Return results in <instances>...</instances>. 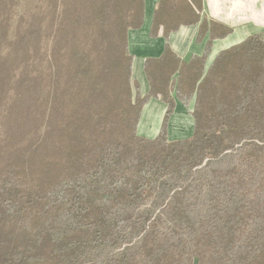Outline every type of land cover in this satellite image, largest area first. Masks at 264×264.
Returning <instances> with one entry per match:
<instances>
[{
  "label": "trees",
  "instance_id": "trees-1",
  "mask_svg": "<svg viewBox=\"0 0 264 264\" xmlns=\"http://www.w3.org/2000/svg\"><path fill=\"white\" fill-rule=\"evenodd\" d=\"M201 12L160 0L142 95L128 35L145 0H0V264H264V35L206 70L231 30ZM198 24L204 53L184 62L169 35ZM152 99L166 111L150 139ZM177 104L193 132L171 141Z\"/></svg>",
  "mask_w": 264,
  "mask_h": 264
},
{
  "label": "crops",
  "instance_id": "crops-1",
  "mask_svg": "<svg viewBox=\"0 0 264 264\" xmlns=\"http://www.w3.org/2000/svg\"><path fill=\"white\" fill-rule=\"evenodd\" d=\"M159 2L160 0H145L144 23L140 30L130 31L128 35L129 53L134 57L133 79L139 83L142 95L149 91V84L143 69L144 62L147 59H159L164 51L162 27L156 37L150 36L154 11ZM200 4L201 19L205 18L208 22H214L231 30L225 38L212 42V49L205 65L206 70L219 52L240 44L249 36L258 33L264 35V0H200ZM198 27L199 24L180 26L177 31L169 35L168 44L171 51L184 62H188L192 56H201L204 53L208 34L201 41H197ZM135 39L136 44L133 43ZM192 108V104L189 110L177 104L168 123V138L171 141L186 139L192 135L193 119L188 113ZM165 111L166 106L160 101L150 100L141 112L138 124V131L142 133L140 136L155 138L160 131ZM149 123L152 127L145 129L144 124ZM144 131L149 132L143 135ZM174 132H184V136L171 139L170 133Z\"/></svg>",
  "mask_w": 264,
  "mask_h": 264
},
{
  "label": "rangeland",
  "instance_id": "rangeland-1",
  "mask_svg": "<svg viewBox=\"0 0 264 264\" xmlns=\"http://www.w3.org/2000/svg\"><path fill=\"white\" fill-rule=\"evenodd\" d=\"M159 5V4H158ZM28 5L25 3V4H22L19 8H18V13L19 14H21L22 12H23V10L27 7ZM157 8H158V6H157ZM169 7L168 6H164V5H162L161 6V11H160V13H161V15L162 16H165V17H162L161 19H160V22H162L163 23V25L164 24H167V17H166V15H168V12H169ZM169 22V21H168ZM137 39V38H136ZM133 40L134 42L133 43H135L136 44V41L137 40ZM143 84V83H142ZM139 88H140V85H139ZM138 124H139V122H138ZM145 125V126H144ZM143 126L145 127V129H150V127H152V124L151 123H149V124H144ZM178 125V124H177ZM179 129V128H178ZM137 132H138V134H139V136H140V134H142L141 133V131H138V128H137ZM145 132H149V131H144L143 132V135H144V133ZM181 136H184V132H174V133H170V138L171 139H175V138H177V137H181ZM142 137V136H141Z\"/></svg>",
  "mask_w": 264,
  "mask_h": 264
}]
</instances>
